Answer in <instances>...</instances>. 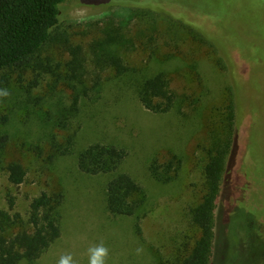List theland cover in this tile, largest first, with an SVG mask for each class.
<instances>
[{"label": "rangeland", "instance_id": "374dc122", "mask_svg": "<svg viewBox=\"0 0 264 264\" xmlns=\"http://www.w3.org/2000/svg\"><path fill=\"white\" fill-rule=\"evenodd\" d=\"M68 2L77 4L65 10L60 35L39 63L0 73V89L10 93L3 105L10 141L0 163V210L22 221L7 233L27 225L30 203L42 192L66 195L60 237L37 260L20 264H57L65 254L88 264L89 247L101 243L109 250L107 264H182L200 235L190 211L201 199L209 135L220 126L231 89L236 143L216 210L210 264H264V0ZM123 32L135 43L120 47L130 67L120 75L101 55L109 35ZM71 45L82 47L88 64V93L79 97L75 116L70 109L78 81L66 69ZM238 46L250 48L254 66ZM160 72L187 95L182 111L155 113L140 101L141 82ZM71 135L73 145L62 154ZM95 143L127 149L116 172L80 169L79 155ZM173 153L184 158L181 173L168 184L155 181L151 160ZM13 161L27 172L18 185L9 180ZM120 173L148 193L140 217L108 210V183Z\"/></svg>", "mask_w": 264, "mask_h": 264}, {"label": "trees", "instance_id": "16d2710c", "mask_svg": "<svg viewBox=\"0 0 264 264\" xmlns=\"http://www.w3.org/2000/svg\"><path fill=\"white\" fill-rule=\"evenodd\" d=\"M75 4L77 3L70 4L68 0H0V73L5 74L2 77L16 67L39 63L41 52L60 35L58 30L65 10ZM131 11L137 12V8ZM132 16L134 14L129 18ZM134 43L124 32L117 36L109 35L105 40L106 51L101 55L105 67L114 68L120 75L130 71V67L123 64L120 47H133ZM237 48L243 58L253 66L256 64L249 54L250 48ZM69 49L71 58L66 62L67 76L78 81L74 85L77 95L70 109L75 116L79 97L84 92L88 93L84 82L88 74V64L82 55L81 46L71 45ZM80 84L82 88L79 87ZM139 98L147 109L155 113L182 111L188 103L187 95L172 87L165 72L143 80L139 86ZM4 104V97H0V163L5 159L10 141V134L5 128L9 115L3 110ZM236 130V102L231 89L222 109L220 126L211 129L209 135L201 199L190 211L191 220L198 227L200 235L182 264L211 263L216 236V210L228 160L236 143ZM72 136V140L60 151L62 154L72 147ZM127 155L128 151L124 147L95 143L81 152L78 164L83 172L90 175L112 173L120 168ZM183 163L184 158L179 154L173 153L165 161L155 157L149 164V172L155 181L168 184L177 179ZM7 170L13 184L18 185L26 180L27 172L21 163L11 162ZM65 198L63 190L42 192L30 203L27 225L23 224L24 228L13 234L7 233L8 227L19 218L15 217L13 220L8 212L0 210V264H20L27 260H37L60 237ZM10 201L13 207V199ZM147 203L148 193L145 187L128 173H120L109 181L107 207L111 213L140 217Z\"/></svg>", "mask_w": 264, "mask_h": 264}, {"label": "clouds", "instance_id": "9594fccd", "mask_svg": "<svg viewBox=\"0 0 264 264\" xmlns=\"http://www.w3.org/2000/svg\"><path fill=\"white\" fill-rule=\"evenodd\" d=\"M9 91L4 88L0 89V97H8ZM109 250L103 243L93 245L88 249V264H107ZM57 264H76L71 254H65L60 257Z\"/></svg>", "mask_w": 264, "mask_h": 264}]
</instances>
